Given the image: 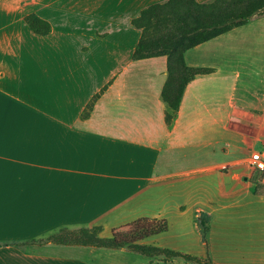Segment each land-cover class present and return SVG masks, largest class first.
I'll list each match as a JSON object with an SVG mask.
<instances>
[{
  "label": "crops",
  "instance_id": "obj_1",
  "mask_svg": "<svg viewBox=\"0 0 264 264\" xmlns=\"http://www.w3.org/2000/svg\"><path fill=\"white\" fill-rule=\"evenodd\" d=\"M167 1L0 0V264H141L123 248L39 242L79 227L110 236L141 218L168 227L139 245L257 264L264 242L240 226L263 225L249 165L261 139L237 119L264 104L233 96L240 65L264 66V14L184 52L208 72L167 124V58L133 59L131 25ZM30 15L49 30L34 32Z\"/></svg>",
  "mask_w": 264,
  "mask_h": 264
},
{
  "label": "trees",
  "instance_id": "obj_2",
  "mask_svg": "<svg viewBox=\"0 0 264 264\" xmlns=\"http://www.w3.org/2000/svg\"><path fill=\"white\" fill-rule=\"evenodd\" d=\"M262 14L264 0H213L208 4H199L196 0H168L142 10L131 21L132 27L140 32L133 59L158 56L167 58L168 76L161 93L162 100L172 110V115H166L167 124H171L179 109L187 84L196 75L208 72L207 69L186 67L184 52ZM25 20L36 33L42 34L49 30L48 23L36 16H27ZM252 184L255 185L258 195H264V187H258L254 182ZM167 227L165 220L141 218L123 227L127 229L125 233L113 231L110 238L106 239L99 236L102 227H93L61 229L39 242L105 249H121L127 246L130 250L133 249L134 253L145 257L168 254L197 264H212L208 260H200L179 252L138 244L144 238L166 231ZM205 234L204 227V237Z\"/></svg>",
  "mask_w": 264,
  "mask_h": 264
},
{
  "label": "rangeland",
  "instance_id": "obj_3",
  "mask_svg": "<svg viewBox=\"0 0 264 264\" xmlns=\"http://www.w3.org/2000/svg\"><path fill=\"white\" fill-rule=\"evenodd\" d=\"M241 72V79L238 81V87L243 95H236L233 96L234 100H240L241 103H245L246 105L255 106L260 105L261 103L264 104V70H261V68H264L262 64L258 65V71L257 73L252 74H246L247 71L245 68L240 65ZM241 117L238 118V122H240L243 127L252 132L253 134L257 135L259 140L264 139V111H244L240 113ZM259 149V147H258ZM250 181L254 182L258 187H264L260 185L257 181V178L255 175L250 177ZM258 217L261 219L260 221L263 222V225H260L258 228H253V225L251 226V230L246 229V224L243 223L240 227L242 228V234L245 237L253 239L255 237V233H257L260 237V241L264 242V212H262V215L258 214ZM80 228H86L91 229L93 227H79L77 229H70V230H78ZM115 232H122L125 233L127 231L126 228H120L117 230H114ZM112 234V233H111ZM99 236L101 238H110L108 232L100 233ZM145 243V242H144ZM142 242V245H144ZM123 249L130 251L132 254L134 253L132 250L129 249L127 246L123 247ZM260 255L257 257V264H264V245L263 248L259 250ZM258 253V254H259ZM256 257V256H255ZM213 258L216 260H219V262L222 264V254L216 255ZM239 259H245L246 257H238ZM132 259H139L140 261L144 259V257L140 256H132ZM205 260L210 261L211 263L215 264L212 260L211 255H206L204 257ZM141 264H197L194 261H187L183 257L180 256H173V255H158L153 257H147V260H144L141 262Z\"/></svg>",
  "mask_w": 264,
  "mask_h": 264
},
{
  "label": "built area",
  "instance_id": "obj_4",
  "mask_svg": "<svg viewBox=\"0 0 264 264\" xmlns=\"http://www.w3.org/2000/svg\"><path fill=\"white\" fill-rule=\"evenodd\" d=\"M249 165L251 166L257 181L264 186V139L259 142V149L251 152Z\"/></svg>",
  "mask_w": 264,
  "mask_h": 264
}]
</instances>
